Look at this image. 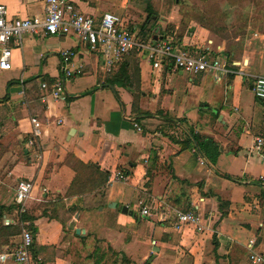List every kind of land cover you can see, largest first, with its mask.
I'll use <instances>...</instances> for the list:
<instances>
[{
	"label": "crops",
	"instance_id": "1",
	"mask_svg": "<svg viewBox=\"0 0 264 264\" xmlns=\"http://www.w3.org/2000/svg\"><path fill=\"white\" fill-rule=\"evenodd\" d=\"M70 1L95 19L117 15L138 39L229 59L234 73L214 79L152 68L138 52L105 72L101 56L72 32L26 33L20 45L10 43L9 68L0 69L3 224L33 227L38 264H250L249 240L264 254V160L251 149L254 135L264 137V101L254 97L250 78L264 74V41L247 33L230 42L196 24L179 30L166 24L170 9L161 15L137 0ZM0 3L8 18L43 9V0ZM61 50L74 53L81 71L64 81L65 98L44 109L39 83L57 78ZM31 116L42 129L26 147ZM189 131L217 145L213 164L187 140ZM19 179L34 182L21 216L13 201ZM140 205L147 216H139ZM184 211L198 215L200 231L175 226Z\"/></svg>",
	"mask_w": 264,
	"mask_h": 264
},
{
	"label": "built area",
	"instance_id": "2",
	"mask_svg": "<svg viewBox=\"0 0 264 264\" xmlns=\"http://www.w3.org/2000/svg\"><path fill=\"white\" fill-rule=\"evenodd\" d=\"M72 32L85 43L90 51L101 56L105 72L124 56L138 52L150 63L152 68L167 66L187 74H210L214 79L226 77L234 73V64L227 60L210 55L205 50H195L177 47L168 39H138L129 29L121 25L117 15L104 12L98 19L91 15L79 12L70 0H43V9L40 14L26 18H8L5 5L0 3V69L9 68L11 54L10 43L20 45L24 34L57 35ZM59 75L50 82L40 81L38 100L44 109L50 101L65 98L64 81L80 73V65L72 63L74 53L68 50L59 52ZM240 74H242L240 72ZM251 89L256 99L264 101V74L251 76ZM30 130L25 141L26 147H33L36 139L41 135L42 123L35 116L28 119ZM61 119L55 120L60 124ZM137 131L140 130L135 125ZM252 151L258 153L264 160V137L254 135L252 138ZM38 158L37 153L34 154ZM201 163L202 160L198 158ZM116 178H123V174L116 172ZM259 180H263L259 176ZM34 182L19 179L14 187L13 201L17 207L18 216L24 211L25 201L31 197ZM45 189L43 188L42 191ZM139 216H147L148 209L139 206ZM7 221H4L5 224ZM193 225L197 231L202 229L200 219L194 211L177 212L175 226ZM28 222L18 221L19 235L15 245L9 249L0 247V264L11 261L14 264H38L31 252L32 232ZM253 240L247 243V260L250 264H264V254L254 251Z\"/></svg>",
	"mask_w": 264,
	"mask_h": 264
},
{
	"label": "rangeland",
	"instance_id": "3",
	"mask_svg": "<svg viewBox=\"0 0 264 264\" xmlns=\"http://www.w3.org/2000/svg\"><path fill=\"white\" fill-rule=\"evenodd\" d=\"M139 8L150 4L158 14L167 15L166 24L179 30L189 24L205 26L217 37L233 42L255 33L264 41V0H137ZM165 24V25H166Z\"/></svg>",
	"mask_w": 264,
	"mask_h": 264
},
{
	"label": "trees",
	"instance_id": "4",
	"mask_svg": "<svg viewBox=\"0 0 264 264\" xmlns=\"http://www.w3.org/2000/svg\"><path fill=\"white\" fill-rule=\"evenodd\" d=\"M150 15H152V12L149 10V17ZM227 62L230 65L231 60L228 59ZM187 137H188L187 140L191 142L193 148L197 152H199L209 164H213L219 152L217 145L211 139L205 136L198 135L192 131L188 132ZM28 228L30 229L31 232H34V229L31 225H28ZM18 235H19L18 223L3 224V218L1 216V211H0V244L6 245L3 248L9 249L13 247L16 241H12V239L17 238Z\"/></svg>",
	"mask_w": 264,
	"mask_h": 264
},
{
	"label": "water",
	"instance_id": "5",
	"mask_svg": "<svg viewBox=\"0 0 264 264\" xmlns=\"http://www.w3.org/2000/svg\"><path fill=\"white\" fill-rule=\"evenodd\" d=\"M126 209H125V207L123 208V211H125Z\"/></svg>",
	"mask_w": 264,
	"mask_h": 264
}]
</instances>
